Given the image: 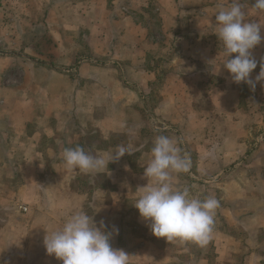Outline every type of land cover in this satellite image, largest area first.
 <instances>
[{
	"label": "crops",
	"instance_id": "obj_1",
	"mask_svg": "<svg viewBox=\"0 0 264 264\" xmlns=\"http://www.w3.org/2000/svg\"><path fill=\"white\" fill-rule=\"evenodd\" d=\"M37 1L0 0L2 15L13 18L0 49L16 50L0 52V75L16 65L30 74L24 78L39 81L34 95L74 99L65 107L26 92L0 102V264H25L15 258L35 248L46 254L47 231L77 211L92 215L97 227L100 221L109 231L118 227L110 243L130 255L129 264H264V206L239 212V199L225 201L229 206L218 201L211 237L199 247L157 238L133 205L143 186L132 162L150 156L153 146L146 150L150 138L144 136L153 131L167 129L172 140L182 133L199 160L210 156L222 164L243 155L249 125L241 119L247 111L241 102L250 87L232 82L216 35V14L231 0H44L48 8L36 7ZM240 3L246 22L264 23V15H248L255 0ZM31 16H40L41 25L29 22ZM252 54L258 62L264 58V39ZM53 79L74 87H51ZM159 121L166 124L157 129ZM76 146L93 155L125 146L132 154L109 163L105 173H72L63 152ZM126 174L135 184L123 183Z\"/></svg>",
	"mask_w": 264,
	"mask_h": 264
},
{
	"label": "clouds",
	"instance_id": "obj_2",
	"mask_svg": "<svg viewBox=\"0 0 264 264\" xmlns=\"http://www.w3.org/2000/svg\"><path fill=\"white\" fill-rule=\"evenodd\" d=\"M240 0H231L221 6L216 14V25L224 55L223 66L231 75L232 82L246 83L252 91L257 84L264 87V58L259 62L260 71L255 79L251 74L258 61L252 50L264 37L261 29L264 23L246 22V14ZM264 15V0H255L248 15ZM233 54H235L233 58ZM131 155L130 147L117 146L111 154H91L80 146L66 148L63 162L68 172L84 174L105 173L111 162L119 161L125 154ZM191 160L176 143L165 135L155 137L150 159L144 167L148 183L138 188L133 204L141 218L157 238L167 242H191L199 247L207 245L214 226V217L219 202L214 197L200 199L190 196L188 188L177 190L173 187V174L187 173ZM118 235L115 225L111 230L104 221L100 226L94 223L92 215L77 211L64 221L62 227L47 234L44 246L49 256L62 264H129L130 255L122 249H114L110 243L113 234Z\"/></svg>",
	"mask_w": 264,
	"mask_h": 264
},
{
	"label": "rangeland",
	"instance_id": "obj_3",
	"mask_svg": "<svg viewBox=\"0 0 264 264\" xmlns=\"http://www.w3.org/2000/svg\"><path fill=\"white\" fill-rule=\"evenodd\" d=\"M47 1L40 0L37 1L35 4L36 7H46L48 8L50 5H46ZM154 2V1H153ZM152 5L154 7V3ZM156 4V3H155ZM157 6V5H156ZM151 8V6L149 7ZM3 10H5L4 4L0 3V39H8L9 33H5L4 31L7 30L6 27L9 25L7 23H11L12 19L6 13L2 15ZM23 19V17H19ZM30 21L32 24L41 25L40 21H36V18H40V16H31ZM156 18L154 17V20ZM15 21V20H14ZM43 22V21H42ZM0 51L2 55H6L11 51H16L14 48H1ZM18 50V49H17ZM23 50V49H22ZM20 49V51H22ZM263 58V56H262ZM262 60V59H261ZM259 60V62L261 61ZM258 62L257 68L255 69L256 72L260 71V63ZM4 67V64L1 65ZM5 69H9L10 67H4ZM26 75L23 71L18 69V66L14 65L11 66V69L4 70L1 72L0 75V102L2 100L13 99V98H20L25 97L24 93L28 92L29 95L35 96L36 101L39 102V97L42 99H47L48 103L51 104H59L62 103L65 107L72 105V101L74 97L66 94L64 96H55V95H48L47 97H41L38 95H34V92L38 88V82L36 80H31L24 78ZM58 81L53 79L50 81L49 85L51 87L56 86H64L67 91L70 92L74 87L73 81H64L62 85H57ZM248 94L244 95V100L241 102L245 111L241 112V119L245 123L249 125L247 130V137L245 138L246 145L243 146V155L239 159L236 160H223L222 164L215 159L209 158L199 160L197 158V150L196 145L193 144H183L182 133H176V138L173 140L176 145L177 143L180 145L181 154H186L191 160V168L187 173H181L182 175L173 176L176 182L182 186H190L189 192L190 196L198 197L200 199H204L206 197H214L218 201H223V205H228L230 201L233 199H239L241 204L239 205V212L247 211L249 208H259L264 206V87L261 84H257L255 91H251L248 89L246 91ZM252 92V93H251ZM249 93H251L249 95ZM33 98V97H31ZM64 114L68 116L67 111H64ZM212 116H215L212 113ZM212 124L215 123V120H212ZM166 123L163 121H159L158 128L160 129L165 126ZM213 128L216 127L215 124L212 126ZM219 129V128H217ZM198 130L194 129L193 132H197ZM225 131V129H224ZM153 131L150 134L145 135L144 137H149L148 139V148L146 146V150L150 149L153 146V142L156 136L158 135H165L169 137V132L164 131ZM167 132V133H166ZM220 132L223 133V129H220ZM152 135V136H151ZM142 137V140H144ZM175 137V135H174ZM209 145V148L212 149L213 147L219 149L221 144ZM223 146H230L229 144ZM143 158L135 159L132 163L129 161V164L135 165L136 168L140 169L137 173L138 175L136 178V184L141 186H146L148 183V179L144 177V167L147 166V163L150 159V156L144 155ZM135 162V164H134ZM221 165H226L224 168ZM220 166V170L218 167ZM126 170V169H125ZM216 172V173H215ZM189 174V175H188ZM123 176V183L125 184H135L133 181L134 176L129 175H122ZM106 183V178H103ZM225 201L228 203L226 204ZM229 206V205H228ZM223 211L227 212V217L231 215L229 212V207L223 206ZM23 210V208L21 207ZM27 211V210H23ZM224 223L226 224L225 217L223 216ZM218 224H222L218 222ZM227 225V224H226ZM228 229L227 227H225ZM261 235L264 236L263 233ZM264 239V237H263ZM264 240L261 242L263 243ZM133 241H130L128 244L126 243V247H130L133 244ZM121 245V244H119ZM38 249L35 248L33 250V254L26 255L24 258L22 256L16 257L15 262H24L25 264H56L62 263V261L57 260L54 256H49L47 253L40 255L37 253ZM22 258V259H21Z\"/></svg>",
	"mask_w": 264,
	"mask_h": 264
},
{
	"label": "built area",
	"instance_id": "obj_4",
	"mask_svg": "<svg viewBox=\"0 0 264 264\" xmlns=\"http://www.w3.org/2000/svg\"><path fill=\"white\" fill-rule=\"evenodd\" d=\"M23 208V210H27V208L26 207H22Z\"/></svg>",
	"mask_w": 264,
	"mask_h": 264
}]
</instances>
